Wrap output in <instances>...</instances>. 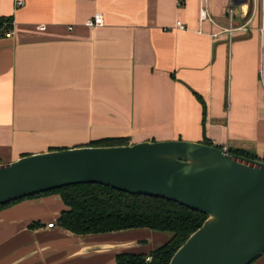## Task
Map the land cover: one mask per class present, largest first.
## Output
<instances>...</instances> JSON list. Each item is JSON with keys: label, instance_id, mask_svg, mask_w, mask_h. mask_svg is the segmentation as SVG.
Wrapping results in <instances>:
<instances>
[{"label": "crops", "instance_id": "obj_1", "mask_svg": "<svg viewBox=\"0 0 264 264\" xmlns=\"http://www.w3.org/2000/svg\"><path fill=\"white\" fill-rule=\"evenodd\" d=\"M17 1L0 0L11 20L0 35V164L104 137L208 139L264 160L263 22L261 7L245 18L251 0L239 14L210 0L213 20L201 19L202 0ZM97 13L104 24L88 26ZM67 209L60 194L1 209L0 264H117L173 236L78 235L57 223Z\"/></svg>", "mask_w": 264, "mask_h": 264}, {"label": "water", "instance_id": "obj_2", "mask_svg": "<svg viewBox=\"0 0 264 264\" xmlns=\"http://www.w3.org/2000/svg\"><path fill=\"white\" fill-rule=\"evenodd\" d=\"M82 183L165 198L205 213L203 225L170 264H252L264 255L260 158L187 140L34 153L0 164V205Z\"/></svg>", "mask_w": 264, "mask_h": 264}, {"label": "trees", "instance_id": "obj_3", "mask_svg": "<svg viewBox=\"0 0 264 264\" xmlns=\"http://www.w3.org/2000/svg\"><path fill=\"white\" fill-rule=\"evenodd\" d=\"M10 19L0 17V35ZM206 113V106H204ZM203 143L214 145L205 139ZM130 144L128 137H104L83 146H121ZM64 148H55L60 150ZM238 154L255 158L244 150ZM60 194L67 210L58 218V225L78 235L109 233L149 228L173 233L172 238L151 252L126 251L116 256L117 264H170L177 250L199 229L207 215L173 200L143 194H132L98 183L72 184L0 205V210L24 199ZM41 223H33L32 228ZM151 256V260H148ZM255 262V261H254Z\"/></svg>", "mask_w": 264, "mask_h": 264}, {"label": "built area", "instance_id": "obj_4", "mask_svg": "<svg viewBox=\"0 0 264 264\" xmlns=\"http://www.w3.org/2000/svg\"><path fill=\"white\" fill-rule=\"evenodd\" d=\"M261 10H262V33L264 35V0H261ZM25 2L22 0L17 1V5L21 6L23 5ZM201 19L202 20H213L211 17V13H210V0H202V8H201ZM86 24L88 26L91 27H97V26H102L104 24V16L101 13H97L93 19H90L86 22ZM177 27L180 29H185L186 26L185 24L181 21L178 20L177 21ZM45 26H41V29H44ZM242 28V27H240ZM235 28H230L228 30L233 31ZM49 227H53L54 223L51 222L48 224ZM148 260H151V256H148L147 258Z\"/></svg>", "mask_w": 264, "mask_h": 264}, {"label": "rangeland", "instance_id": "obj_5", "mask_svg": "<svg viewBox=\"0 0 264 264\" xmlns=\"http://www.w3.org/2000/svg\"><path fill=\"white\" fill-rule=\"evenodd\" d=\"M260 1L261 0H251V2H250V8L251 9L248 11L247 16L245 17L246 19H248L249 17H251V15H253L254 12H256V11L258 12L259 15H261V10H260L261 2ZM253 2H254V4H253ZM241 7L242 6H238V4L235 3V0H231V3L229 5V12H231V14L232 13L239 14V13L242 12L241 11V9H242ZM242 13H244V12H242ZM88 143H86V144H88ZM81 145H84V144H81Z\"/></svg>", "mask_w": 264, "mask_h": 264}]
</instances>
